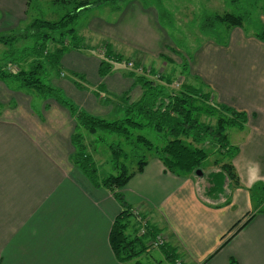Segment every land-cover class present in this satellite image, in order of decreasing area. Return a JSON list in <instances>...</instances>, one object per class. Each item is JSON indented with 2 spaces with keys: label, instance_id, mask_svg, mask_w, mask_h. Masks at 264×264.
<instances>
[{
  "label": "crops",
  "instance_id": "0c3cea01",
  "mask_svg": "<svg viewBox=\"0 0 264 264\" xmlns=\"http://www.w3.org/2000/svg\"><path fill=\"white\" fill-rule=\"evenodd\" d=\"M27 20L26 0H0V33L14 31ZM87 30L93 35L80 36L92 42L81 46L98 54L68 51L61 74L51 76V82L82 110L110 120L123 109L117 97L122 102L129 93L136 100L141 90L120 69L100 77L105 46L126 58L142 59L134 48L156 58V45L168 37L158 32L156 15L133 1L116 20L94 18ZM256 50L260 59L252 66ZM194 66L190 73L216 92L219 104L248 114L245 129L233 135L239 147L233 161L238 181L226 200L210 192V182L202 190L195 174L176 176L157 158H150L145 169L117 191L119 200L110 190L95 187L72 162L75 121L70 112L49 100L36 114L30 94L0 79V264H163L178 253L181 264H264V197L254 205V191L264 190V48L234 50L210 42L196 55ZM65 72L78 77L69 80ZM214 171L209 170L208 178ZM128 209V234L138 232V213L148 227L164 235L166 248L150 247L128 263L116 258L110 232L116 217ZM241 220L248 222L224 244L223 236Z\"/></svg>",
  "mask_w": 264,
  "mask_h": 264
},
{
  "label": "trees",
  "instance_id": "16d2710c",
  "mask_svg": "<svg viewBox=\"0 0 264 264\" xmlns=\"http://www.w3.org/2000/svg\"><path fill=\"white\" fill-rule=\"evenodd\" d=\"M112 1L119 0H51L54 5L68 8L66 15L60 20L35 19L24 32H15L16 29L10 35L0 34L1 45L15 46L13 50L4 53V58L9 57L10 61L6 65L0 64V79L14 86L16 91L36 92L44 101L52 100L70 112L75 121L72 141L76 151L72 162L86 174L95 187L112 191L119 200L122 196L117 191L126 187L148 164L147 155L140 154L143 150L156 154L166 170L176 176L196 174L208 158L216 156L218 159L213 163L220 167L209 174L210 192H222L224 186L231 181L237 184L238 176L233 161L239 154V147L231 142L228 131L244 130L248 124L247 112L225 104H214L211 92L205 91L194 82L190 83L187 78L186 82L178 85V90L172 89L175 68L171 75H164L154 72V68H148L140 61H132V70L125 74L139 86L141 93L136 100H132L129 93L124 94L121 99L126 104L123 105L122 115L113 120L82 110L65 97L60 87L47 82L50 71L55 70L61 74V62L68 51L87 48L81 46L83 40L75 28L80 14L91 7ZM33 2L34 0H26L27 14ZM245 16L229 13L214 15L209 17L211 21L205 23V26L214 27V32L221 25H226L228 29H241L248 17ZM257 38L264 42V32ZM29 41L32 46L22 49L20 43ZM105 48L99 69L101 78L112 73L113 64L128 65L131 62L129 58L115 53L109 44ZM9 65L16 66L19 71L9 72ZM186 67L181 71V76H185L187 69L190 71L187 63ZM147 132L155 134L158 142L150 140ZM98 133L101 137L98 141L104 140L106 135L114 136L118 141L108 145L113 170L108 176L101 175L85 143V134ZM131 158L138 160L137 168L133 171H130ZM130 217L129 209L123 211L116 217L110 232L112 251L123 263L132 262L143 255L150 248L148 242L159 233L154 227H148L146 222V234L140 235L142 222L139 221L138 232L131 236L127 233ZM142 220L146 221L143 217ZM246 222L248 220L236 223L223 236L224 244ZM166 246L165 243L162 248ZM177 258V254L168 256L173 263L177 262ZM231 264L236 263L232 261Z\"/></svg>",
  "mask_w": 264,
  "mask_h": 264
},
{
  "label": "rangeland",
  "instance_id": "374dc122",
  "mask_svg": "<svg viewBox=\"0 0 264 264\" xmlns=\"http://www.w3.org/2000/svg\"><path fill=\"white\" fill-rule=\"evenodd\" d=\"M133 1L134 6L137 5L143 10H149L150 13L156 15V25L157 30L161 34H166L168 39L166 41H159L156 45V49L158 50V56L154 58L151 54L147 52L134 48L139 54L137 57H141L142 59L137 60L136 57L128 55L130 59H134L136 61H141L143 63H147L154 68V72H158L164 75H171L174 72L175 68V82L171 86L172 89L178 90V85L186 82V78L189 82L196 83L197 86L203 87L205 91L211 92L212 95L214 94V104H219V98L216 96V92L210 91L208 85L204 83L201 77L193 76L190 71L187 69L185 76H181V71L186 67V63L188 67H190L191 71L193 72L194 68V60L196 55L210 42H214V44H218L222 47L228 48L231 46L234 50H237L239 47L246 49L253 50L255 48H264V42L257 41L258 35L264 32V0H119V1H112L107 2L106 4L91 7L88 10L83 11L80 16L78 17L75 28L80 33H88L87 28L89 24L92 22L94 18L100 17L106 20L114 21L120 15L123 14L125 6L127 2ZM68 8L54 5L51 0H34L33 4L31 5L29 12H28V20L27 22L23 23L19 29L15 32H24V29L31 23L33 20L42 19L48 21H58L64 15H66ZM236 14V15H243L248 16L245 18L243 27L228 29L226 25L217 26L215 32L214 27L208 28L205 26V23L210 22L211 20L209 17L214 15H224V14ZM128 19H130V15H127ZM134 19V18H132ZM14 31H9L0 34H8L10 35ZM157 32V33H158ZM93 32H89L87 38L92 36ZM240 36V39L238 37ZM233 37V39H231ZM99 40H104V36H98ZM105 40H110L109 38ZM87 41V42H86ZM92 40L85 39L82 42L84 45H89V42ZM232 41V42H231ZM107 43V42H106ZM260 43V44H258ZM103 44V42H101ZM21 48L30 47L32 46V42H21ZM162 47V49H160ZM15 46H7L0 44V64L6 65L9 63L10 58H4L5 52L8 50H13ZM89 53L98 54L96 51L89 49ZM129 49V50H134ZM259 50V49H258ZM256 50V53H253L252 57L250 58L251 65L258 64V59H260L259 51ZM153 54V53H152ZM154 55V54H153ZM235 60L239 59L237 57V53H233ZM159 58V59H158ZM157 59V60H156ZM256 60V62L254 61ZM166 65H165V64ZM11 64V63H10ZM217 65V64H216ZM214 66V74L217 73V67ZM13 66V65H9ZM146 66V65H145ZM117 69L122 70L123 72H127L132 70L125 64H113V70L116 72ZM62 71V68L60 67ZM57 71H50L48 83H51V76L55 78L57 76ZM65 74L70 79H74V75L68 72ZM83 80L79 79L81 84ZM46 82V83H47ZM215 82V81H214ZM54 85V84H53ZM23 92V91H22ZM24 93V92H23ZM33 98L30 103L32 110L36 114H40V108L42 103H44V99L38 95L36 92H27ZM65 97L71 101L72 103H76L72 98L68 96L66 92H64ZM117 104L125 105V102L119 101V98H116ZM236 101V99L234 100ZM14 103V102H13ZM77 104V103H76ZM122 105V106H123ZM115 106L113 105V108ZM124 108V107H123ZM122 112L116 113L115 117L111 118L110 116H106L107 118L116 119L120 117ZM234 132H238L236 129H230L228 134L230 136V140L233 143V135ZM149 133L148 137L150 140L154 141L155 143L158 142V138L155 134L151 132ZM101 139L99 133L96 135H89L85 134V143L88 146V152L91 153L90 155L93 156L95 163L98 165L102 176H108L113 170L111 166V153L108 148L110 143H116L117 138L114 136H107L104 140L98 141ZM121 142V141H120ZM141 155H147V159L150 158H157L156 154L143 150L140 152ZM158 159V158H157ZM218 157H210L208 160L203 164V168L196 171L194 176L195 180L198 182L199 187H202V190L206 189L210 180L208 178V173L211 168L214 170H218V167L215 166L213 162L217 160ZM130 163V171H133L137 168V158L129 159ZM204 175H197L198 171L203 172ZM197 178V179H196ZM234 182L231 181L224 186V190L222 192L214 194L223 195L220 196V199L227 198V194L231 193L234 188ZM112 192V191H111ZM113 193V192H112ZM261 197H264V193H262V188L260 187L258 190L254 191V205H258ZM138 219V217H137ZM128 231V230H127ZM128 233V232H127ZM131 234V233H129ZM164 237L163 234H159ZM165 238V237H164ZM149 244V242H148ZM150 246V245H149ZM151 247V246H150ZM152 248V247H151ZM161 248V247H160ZM150 249V248H149ZM156 249V248H153ZM159 249V248H157ZM147 251H145L146 253ZM159 252V251H157ZM179 254V253H178ZM177 254V257H179ZM150 259V257L148 258ZM168 259V258H167ZM169 260V259H168ZM149 263L147 264H162L152 262L147 260ZM163 264H181L180 261L178 263H173L171 261H163Z\"/></svg>",
  "mask_w": 264,
  "mask_h": 264
},
{
  "label": "built area",
  "instance_id": "2783aa9c",
  "mask_svg": "<svg viewBox=\"0 0 264 264\" xmlns=\"http://www.w3.org/2000/svg\"><path fill=\"white\" fill-rule=\"evenodd\" d=\"M133 64L134 63L131 61V62L128 63L127 66L132 69ZM8 71L9 72H17V71H19V69L16 66H12V67H9L8 68ZM135 215H136V217H138V220L140 222H142V226H141V230H140V233L139 234L143 236V234L144 235L146 234V230H147L146 221L142 220V217L138 213H136ZM165 243H166V239L162 235H157L153 240L150 241V244L149 245L152 248H160Z\"/></svg>",
  "mask_w": 264,
  "mask_h": 264
},
{
  "label": "water",
  "instance_id": "95a60500",
  "mask_svg": "<svg viewBox=\"0 0 264 264\" xmlns=\"http://www.w3.org/2000/svg\"><path fill=\"white\" fill-rule=\"evenodd\" d=\"M201 174H202V172L198 171V175H201Z\"/></svg>",
  "mask_w": 264,
  "mask_h": 264
}]
</instances>
